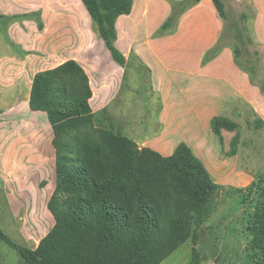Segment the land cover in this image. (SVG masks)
Here are the masks:
<instances>
[{
	"label": "crops",
	"instance_id": "crops-1",
	"mask_svg": "<svg viewBox=\"0 0 264 264\" xmlns=\"http://www.w3.org/2000/svg\"><path fill=\"white\" fill-rule=\"evenodd\" d=\"M183 1L133 0L116 21L122 64L83 0H0V212L31 248L55 223L56 184L53 127L30 108L32 84L69 60L87 73L91 108L116 134L164 156L186 143L214 179L241 188L264 174V0H222L225 17L214 0H199L165 27ZM233 3L245 8L237 19ZM217 117L238 126L217 133Z\"/></svg>",
	"mask_w": 264,
	"mask_h": 264
},
{
	"label": "trees",
	"instance_id": "trees-1",
	"mask_svg": "<svg viewBox=\"0 0 264 264\" xmlns=\"http://www.w3.org/2000/svg\"><path fill=\"white\" fill-rule=\"evenodd\" d=\"M197 1L181 2L165 27L178 10ZM83 2L123 64L114 44L116 21L131 12L133 0ZM214 2L225 17L223 1ZM91 97L89 77L75 60L34 77L30 108L46 112L54 132L56 184L48 207L55 223L34 249L15 242L0 226V240L20 252L21 264H161L189 239L197 242V230L212 214L221 187L188 144L180 143L169 156L141 148L93 112ZM237 126L213 119L217 133ZM236 144L235 138L233 151ZM249 231L255 264H264V188ZM190 264H202L196 246Z\"/></svg>",
	"mask_w": 264,
	"mask_h": 264
},
{
	"label": "rangeland",
	"instance_id": "rangeland-1",
	"mask_svg": "<svg viewBox=\"0 0 264 264\" xmlns=\"http://www.w3.org/2000/svg\"><path fill=\"white\" fill-rule=\"evenodd\" d=\"M230 5L233 6L232 10L228 11L231 18H239L245 8L234 3ZM246 35L250 36L251 34L246 32ZM234 41L235 44H241L238 39H234ZM246 44H248L245 49L247 53L253 54L256 48L254 43L247 42ZM261 179H256L248 186L242 188L241 186L214 179L221 189L214 198L213 211L210 218L197 230V242L189 239L161 264H190L193 247L195 246L200 251L202 264H255L258 255L252 249V236L249 231V224L254 213L258 195L261 189L264 188V179ZM237 189H241L239 193H236ZM1 197L0 206H6L4 205L5 198L3 201ZM11 218L12 215L10 216L6 209L0 212L1 225L4 231L19 244L27 247L29 245L30 247L35 246V242L27 244L20 240L16 235L14 225L11 223L9 225L5 224L4 221L7 222ZM52 222L53 219L47 223L46 228L42 227L38 232H35L36 240H39L42 233L44 234L50 228ZM22 262L23 258L20 252L0 240V264H21Z\"/></svg>",
	"mask_w": 264,
	"mask_h": 264
}]
</instances>
